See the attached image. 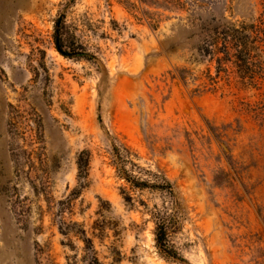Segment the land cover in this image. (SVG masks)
<instances>
[{"label":"rangeland","instance_id":"374dc122","mask_svg":"<svg viewBox=\"0 0 264 264\" xmlns=\"http://www.w3.org/2000/svg\"><path fill=\"white\" fill-rule=\"evenodd\" d=\"M221 22L246 63L206 51ZM0 264H264V0H0Z\"/></svg>","mask_w":264,"mask_h":264},{"label":"trees","instance_id":"16d2710c","mask_svg":"<svg viewBox=\"0 0 264 264\" xmlns=\"http://www.w3.org/2000/svg\"><path fill=\"white\" fill-rule=\"evenodd\" d=\"M175 4H179V0H173ZM207 31L206 39V51L209 53L219 54L223 52L224 56L219 57L217 55V61L220 63V67L224 68L225 61L229 60V57H237L241 64L242 62H247L243 54L247 53V41L249 35L247 34V29L245 26H236L230 23H216L212 24L211 27L205 28ZM56 46L57 49L65 56H72L79 52V48L75 43H67L65 39L64 27L62 25V19L58 21L56 28ZM234 51V53H232ZM17 125L15 122H11V129L17 131ZM42 133L39 131L37 133V139L42 140ZM41 142V141H40ZM16 151V149H15ZM14 151V152H15ZM18 156V153H15ZM17 164H20V160L16 158ZM117 167L121 176H123L128 182L136 185L138 187H153L155 189H161L167 191L171 197H175L173 191V184L163 175L150 172L155 177V181L142 180L140 177L133 174L134 169L143 170L136 163H134L129 157L118 151L117 155ZM130 163L133 169H128L127 165ZM89 167V156L86 151H84L79 158V169L80 176L85 179L88 173ZM139 171V172H140ZM175 200V199H174ZM177 201L175 200V204ZM175 209L177 207L175 206ZM177 211V210H176ZM176 211L171 214L166 212L157 213V227H156V240L160 249L167 256L172 258H178V252L173 249L169 242V235L175 229L176 222Z\"/></svg>","mask_w":264,"mask_h":264},{"label":"water","instance_id":"95a60500","mask_svg":"<svg viewBox=\"0 0 264 264\" xmlns=\"http://www.w3.org/2000/svg\"><path fill=\"white\" fill-rule=\"evenodd\" d=\"M74 56H92V55L86 52H79L77 54H74Z\"/></svg>","mask_w":264,"mask_h":264}]
</instances>
